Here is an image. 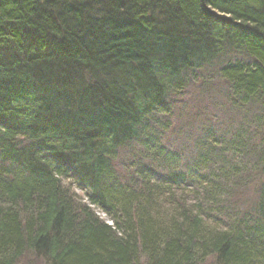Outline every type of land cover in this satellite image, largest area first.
<instances>
[{
    "label": "trees",
    "instance_id": "obj_1",
    "mask_svg": "<svg viewBox=\"0 0 264 264\" xmlns=\"http://www.w3.org/2000/svg\"><path fill=\"white\" fill-rule=\"evenodd\" d=\"M209 257L264 264V0H0V264Z\"/></svg>",
    "mask_w": 264,
    "mask_h": 264
},
{
    "label": "rangeland",
    "instance_id": "obj_2",
    "mask_svg": "<svg viewBox=\"0 0 264 264\" xmlns=\"http://www.w3.org/2000/svg\"><path fill=\"white\" fill-rule=\"evenodd\" d=\"M218 90H215V93L217 92ZM212 101V100H211ZM172 143H174V141H171L170 142V144H172ZM120 171L122 170V168H121V166H120ZM252 188H253V183L251 184V185H249V186H247V187H245V188H243V189H241L239 192H237V195H235L234 197H235V205H236V208L237 209H245V208H247V207H249L250 206V204L252 203V200H253V198L252 197H254V194L252 193ZM75 190L76 191H79L78 189H76L75 188ZM233 196L232 197H227V200L226 201H233ZM233 201V202H234ZM236 203H238V204H236ZM102 217L103 218H105V219H107V217L106 216H103L102 215ZM42 260L43 259H39V264H42ZM213 262V258L211 257H209L207 260H206V263H204V264H211Z\"/></svg>",
    "mask_w": 264,
    "mask_h": 264
}]
</instances>
